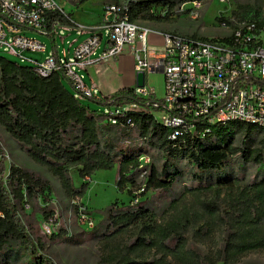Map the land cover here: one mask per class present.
Here are the masks:
<instances>
[{"label": "trees", "instance_id": "trees-1", "mask_svg": "<svg viewBox=\"0 0 264 264\" xmlns=\"http://www.w3.org/2000/svg\"><path fill=\"white\" fill-rule=\"evenodd\" d=\"M187 1L131 0L130 19H166ZM256 19L257 27L264 28ZM127 104L147 111L109 113L110 107ZM161 108L153 94L136 96L133 87L79 98L62 72L39 77L32 66L0 56V125L58 179L70 201L83 199L89 179L100 170L115 169L116 191L128 196L139 190H171L186 174L197 181L160 215L144 204L107 206L103 232L96 235L99 264H241L249 254L264 255V130L233 121L211 126L203 136L197 126L193 134L183 131L172 139L154 118ZM0 156V264H57L24 208L40 197L47 202L53 194L50 182L13 163L7 169L1 144ZM233 159L240 160L243 176L247 167L254 169L257 180L224 176ZM72 171L82 180L78 187ZM77 213L73 205L74 218ZM52 216L43 210L46 221ZM216 232L219 246L203 251L201 245L210 243ZM48 239L72 241L73 236L60 228Z\"/></svg>", "mask_w": 264, "mask_h": 264}, {"label": "built area", "instance_id": "built-area-1", "mask_svg": "<svg viewBox=\"0 0 264 264\" xmlns=\"http://www.w3.org/2000/svg\"><path fill=\"white\" fill-rule=\"evenodd\" d=\"M130 2L120 0L103 6L99 25L88 28L75 23L54 0H0V49L20 63L32 66L39 77L62 72L76 88L79 98H90L95 94L78 71L100 60L118 58L129 48L135 72L144 74V85L133 87L136 96L147 98L154 94L153 87L147 83L149 73L159 71L163 76V95L159 99L162 108L154 112V118L170 131L172 139L183 131L193 134L197 126L202 127L199 135L203 136L211 126L233 121L264 130V28L259 29L254 20L230 25L227 23L230 19L224 16L219 26L229 29V33L222 37L202 39L161 34L131 21ZM77 29L86 30L88 36L76 44V40L68 42L67 35ZM102 30H106L107 40L100 57L95 59L93 55L103 39ZM26 31L49 37L55 52L43 60L25 56V51L44 53L47 48L40 40L26 36ZM63 33L67 35H60ZM151 35L162 40L155 47L159 53L155 57L149 56ZM65 43L67 49L63 48ZM142 110L147 111L127 104L110 107L109 113L122 115ZM110 121L116 120L110 118ZM72 202L77 205L75 200ZM57 214L46 222L55 221ZM75 219L85 230L95 227L91 213L84 207L78 208ZM42 226L45 234L51 233L49 223Z\"/></svg>", "mask_w": 264, "mask_h": 264}, {"label": "rangeland", "instance_id": "rangeland-1", "mask_svg": "<svg viewBox=\"0 0 264 264\" xmlns=\"http://www.w3.org/2000/svg\"><path fill=\"white\" fill-rule=\"evenodd\" d=\"M120 0H86L79 2V0H54V2L61 8H63L68 16L75 21L88 28L97 27L100 21V13L103 6L117 2ZM196 2V4H194ZM165 11L161 12L164 14ZM234 12L236 14H234ZM227 16L233 23L239 21H252L254 16H257V21L264 24V0H190L183 2L166 19L161 20H137V24L140 27L156 31L158 33H173L185 37H191L194 35L196 38H211L222 37L229 33V29L219 26V17ZM80 29L67 33L60 34L66 36L68 42L76 40L75 44L85 40L87 31ZM28 37L36 38L47 46V51L31 52L25 51L24 54L27 57L35 60H43L49 55L52 48L51 39L47 36L39 35L32 31H26L24 33ZM103 39L99 46L98 52L101 54L107 40L106 30L101 32ZM158 37L157 35H154ZM60 43V40H58ZM68 44L65 43L63 48L67 49ZM0 56L5 57L8 60H14L20 62L15 56L0 49ZM27 64V63H24ZM76 70V69H75ZM80 73V71H78ZM87 83V79L84 80ZM147 83L154 89V96L160 99L163 95V76L161 72L154 71L147 75ZM66 87L70 90V86L67 81H64ZM91 108H97L96 105L89 102ZM212 140H215L214 138ZM239 137L234 139L235 145H238ZM0 144L4 150V155L7 159L5 166L8 169L9 164L13 163L27 171H31L45 179H47L51 186L53 194L49 196L48 201L37 198L31 200L28 205H25V213L30 215V220L37 228L40 235L43 236L45 252L54 260L57 264H99L100 251L97 234L103 232L104 220H105V208L110 204L115 203L117 206H126L134 204H144L148 208H151L157 214H161L169 205L173 198L180 196L184 187H191L197 184V181H191V178L186 174L180 182H177L175 186L168 191H148L141 194L142 190L135 192L134 196H128L126 193L119 194L116 191L115 181L116 172L115 169L111 171L100 170L97 171L89 179V189L83 199L76 201L77 209L84 207L91 213L95 221L94 233L93 230H85L76 222L72 212L73 202L70 201L64 194L58 179L53 176L45 167L36 164L23 150L19 143H17L9 133L5 131L3 126L0 125ZM1 158V156H0ZM143 159L147 160V157ZM247 174L243 176V166L239 159H233L230 161L224 176L233 175L235 177L244 178L245 182L253 183L257 179L254 169L247 167ZM261 172V170L259 171ZM72 178L74 185L78 187L81 183V179L77 174L72 171ZM203 183V182H201ZM43 210L46 212L51 211L53 215L57 212L56 220L52 222H46L43 217ZM43 223H49L51 227V233L45 234L43 231ZM60 228H63L67 235H72V241L60 240L49 241L50 235L54 232L57 233ZM219 232H216L213 240L210 243L201 245L203 251H208L209 248L216 249L219 246ZM127 238H131L128 236ZM133 239H130L132 241ZM257 263L264 264V255L261 253H252L243 258L241 264Z\"/></svg>", "mask_w": 264, "mask_h": 264}, {"label": "crops", "instance_id": "crops-1", "mask_svg": "<svg viewBox=\"0 0 264 264\" xmlns=\"http://www.w3.org/2000/svg\"><path fill=\"white\" fill-rule=\"evenodd\" d=\"M73 32L74 31H72V33ZM149 41L151 44L149 56L155 57L159 55L155 47H159L161 44V37L151 35ZM98 50L95 55H93L95 59L100 57ZM52 52H55V46L53 45L49 55H51ZM80 73L84 75V80L87 79V83L85 82V84L92 89V92L101 96L112 95L119 89L135 86L136 72L134 69V58L129 48H126L125 52L120 57L100 60L88 68L81 70Z\"/></svg>", "mask_w": 264, "mask_h": 264}, {"label": "water", "instance_id": "water-1", "mask_svg": "<svg viewBox=\"0 0 264 264\" xmlns=\"http://www.w3.org/2000/svg\"><path fill=\"white\" fill-rule=\"evenodd\" d=\"M135 85L138 87H142L144 85V74L142 72L136 73Z\"/></svg>", "mask_w": 264, "mask_h": 264}]
</instances>
